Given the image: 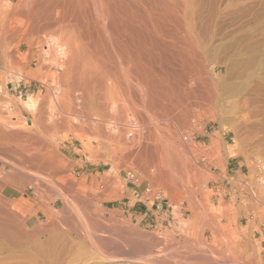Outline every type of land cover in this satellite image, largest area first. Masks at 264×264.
Listing matches in <instances>:
<instances>
[{"label": "bare ground", "instance_id": "bare-ground-1", "mask_svg": "<svg viewBox=\"0 0 264 264\" xmlns=\"http://www.w3.org/2000/svg\"><path fill=\"white\" fill-rule=\"evenodd\" d=\"M263 28L264 0H19L15 4L12 0H0V74L6 71L5 60L16 59L20 48L30 41L26 42V38L23 37L28 30L27 34L35 35L39 42L44 44V55H49V58L51 55L53 59H50L54 60L56 65L59 62L60 68L61 66L64 68L60 69L64 71L63 75L69 76L61 88L60 85L57 88L56 107L63 114L72 117L79 109V114H83L82 118L85 119L84 124L88 126L105 125L110 133L106 132L115 137L114 140L111 137L107 139L118 143L113 149L114 153L125 154L131 158L134 164L143 167L144 174L147 173L146 170L153 169L155 174L152 172L150 178L153 177L155 181L158 179L163 185L178 183L184 186L187 194L183 198L190 203L189 206L201 198V202H204L202 207L207 210V192L200 187L198 188L200 192L194 191V185L197 187L200 185L192 171L193 164L184 158L180 160L178 152L182 145L178 142L177 144L167 134L165 128L171 123L179 126L190 119H200L201 111L213 107L219 111L229 109L233 114L242 104L239 111L245 114V106L249 102L246 90L262 70ZM27 48L26 51L30 52L31 46L28 45ZM24 55L22 53L20 57L24 59ZM13 67L8 68L15 71ZM36 103L37 99L30 97L24 102V106L31 111ZM109 113L112 117L108 115ZM65 119L67 121V118ZM222 119L216 118L220 128L224 122ZM106 135L104 137H107ZM78 140L84 151H92L89 140L83 137ZM213 141L215 140L212 138L211 143ZM213 145L215 146V143ZM54 152L46 148L42 157L36 152L37 155L32 156L31 162L28 163L30 168L35 169L34 171L21 166L20 170H16L19 171L16 175L20 181L23 180L28 186H32L35 195L40 192L39 181L54 183L39 172L41 170L45 174L42 169L48 168L52 173L51 169L60 160ZM22 153L21 155H24ZM110 161L112 163L113 158ZM181 162L185 177L179 168ZM41 167L43 168L39 169ZM130 174L132 178L128 179L132 181L133 174L129 172L127 176ZM163 175H166L165 179L162 178ZM49 177L53 178L50 175ZM104 178L106 183L110 182V178L107 176ZM58 188L60 190L57 196L59 195L62 203L64 202L62 209L56 210L58 199L53 200L52 208L47 207L46 199L44 196L41 197V193L36 206L40 212L38 218L43 215L45 220L43 224L36 225L32 223V220H35L34 213L23 210L25 208L22 205L27 201L25 197L22 195L18 199L16 196L10 197L5 190L0 197V250L13 252L24 248L26 241L31 240L33 235L51 229L54 220L58 218L60 222L68 220L67 214L70 217L71 214L78 217L85 235L93 240L91 236L93 232H90L93 225L89 224L88 217L86 218L88 213L85 216L83 211L80 212L72 199L70 200L59 186ZM62 188L64 189L63 186ZM149 191L150 189H146V192ZM108 195L107 197L106 194L107 198L113 199L116 194ZM190 210L192 214L193 209ZM203 212L198 209L197 215L203 218ZM69 229L72 230L71 227ZM99 244L97 243L98 246ZM104 246L106 249V245ZM32 249L36 250L35 246ZM27 250L30 251L31 246H27L23 251ZM106 258L110 262L124 260L148 263L146 257L139 255Z\"/></svg>", "mask_w": 264, "mask_h": 264}, {"label": "rangeland", "instance_id": "rangeland-1", "mask_svg": "<svg viewBox=\"0 0 264 264\" xmlns=\"http://www.w3.org/2000/svg\"><path fill=\"white\" fill-rule=\"evenodd\" d=\"M18 1L12 0V3ZM27 32L28 30L23 37L26 42L30 41L20 48L16 59L11 58L12 63L11 59L5 60L6 71L0 74V137L5 136L0 138V197L5 190L10 197H25L27 201L22 205L25 208L23 210L34 213V225L43 224L45 218L43 215L38 218L40 212L37 211L36 203L42 193L41 197L46 199L47 207L52 208L53 200L58 199L56 210L62 209L64 202L57 196L59 186L80 212L83 211L85 216L88 213L86 218L93 225H89L93 240L85 235L78 217L67 214L68 220H54V228L36 233L31 240H27L29 243L26 241L24 248L13 252L0 250V264H140L124 260L110 262L106 258L122 255L146 257L148 263L142 264H264V60L261 74H257L246 90L249 102L245 106V114L239 111L242 104L233 114L229 109L219 111L213 107L201 111L200 119H190L179 126L171 123L169 128H165L167 134L182 145L178 152L180 160L184 158L193 164L192 171L200 185H194V191L198 193L200 187L207 192L209 211L202 207L204 202H201V198L200 201L193 202V205L191 203L190 207V203L183 198L187 194L184 186L174 183L170 186L164 184L165 187L158 179L155 181L153 177L150 178L152 172L154 173L153 169L146 170L145 175L143 167L134 164L131 158L125 154L114 153L113 149L118 143L112 141L114 135L111 137L112 134H108L110 132L105 125H102L103 128L100 126L101 130L97 124H84L85 119L82 118L83 114H79V109L73 115L74 118L72 115L63 114L55 105L56 92L69 76L63 75L64 71L60 69L64 68H60L59 62L56 65L51 60V55V59L49 55H44V44L39 42V38ZM262 39L264 44V35ZM28 45L31 46L30 52L26 51ZM22 53L25 54L24 59L20 57ZM10 63L16 72L14 69L10 71ZM30 74L35 75L33 81L26 85L17 84L18 79H24ZM30 97L37 99L34 111L24 106V102ZM79 115L81 117H76ZM108 115L111 116L110 113ZM215 117L223 118L221 128ZM80 137L90 141L92 153L83 150L78 140ZM108 137L112 140L107 139ZM212 138L215 141L211 143ZM43 140L45 141L42 142ZM46 148L55 151L60 163L54 165L52 173L48 168H39L45 174L41 170L39 172L55 184L39 181L40 192L35 195L32 186L20 181L16 175L19 171L16 170H20L21 166L34 171L28 163L32 156L37 155L36 152L42 157ZM22 157L25 158L21 160ZM111 158L115 162L111 163ZM182 162L179 166L181 172L184 171ZM236 168L238 171L234 172ZM129 172L133 174L132 181L127 178ZM105 176L110 178L109 183L104 181ZM165 177L166 175L162 176L164 179ZM146 189L150 191L146 192ZM110 193L116 194L113 199L107 198ZM8 197L7 195L6 198ZM190 208L195 209L192 214ZM198 209L204 211L203 218L197 215ZM95 242L100 243V246ZM33 244L36 249L34 251ZM27 246H31V250L23 251Z\"/></svg>", "mask_w": 264, "mask_h": 264}, {"label": "crops", "instance_id": "crops-1", "mask_svg": "<svg viewBox=\"0 0 264 264\" xmlns=\"http://www.w3.org/2000/svg\"><path fill=\"white\" fill-rule=\"evenodd\" d=\"M34 79H35V75L30 74L28 77H25L24 79H18L17 84L19 85V84L23 83L24 85H26V84L30 83L31 81H33ZM237 171H238V169L236 168L234 170V172H237Z\"/></svg>", "mask_w": 264, "mask_h": 264}, {"label": "built area", "instance_id": "built-area-1", "mask_svg": "<svg viewBox=\"0 0 264 264\" xmlns=\"http://www.w3.org/2000/svg\"><path fill=\"white\" fill-rule=\"evenodd\" d=\"M131 176H132V175L130 174L129 176H127V178H128V177L132 178Z\"/></svg>", "mask_w": 264, "mask_h": 264}]
</instances>
